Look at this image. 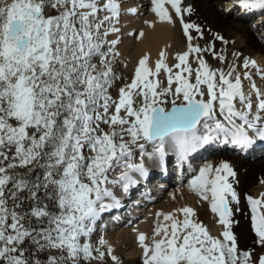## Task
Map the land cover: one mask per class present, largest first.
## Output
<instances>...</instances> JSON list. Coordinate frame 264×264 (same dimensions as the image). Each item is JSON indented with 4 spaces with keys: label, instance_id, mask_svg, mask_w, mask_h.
Segmentation results:
<instances>
[{
    "label": "snow or ice",
    "instance_id": "1",
    "mask_svg": "<svg viewBox=\"0 0 264 264\" xmlns=\"http://www.w3.org/2000/svg\"><path fill=\"white\" fill-rule=\"evenodd\" d=\"M238 3L264 10V0ZM120 10L118 0H0V264H91L106 255L117 261L103 237L99 245L106 251L90 237L101 214L119 206L113 188L128 192L138 176L147 177L146 160L163 164L169 148L185 160L218 140L241 148L264 141V92L248 71L256 61L243 59L249 92L241 74L233 75L234 64L227 71L211 69L204 55L226 63L215 41H228L217 33L206 46L194 43L205 39V30L186 20L193 8L183 0H151V11L170 24L179 19L187 50L174 67L183 65L188 75L176 72L173 89L165 53L154 71L144 55L113 98L119 41L108 37L120 31ZM191 54L199 64L195 82ZM161 70L169 74L168 87L151 79ZM169 95L170 109L163 106ZM235 175L221 162L200 167L189 181L219 214L220 236L190 219L191 207L179 209L183 221L158 212L170 223H157L151 237L138 234L142 264H264V252L239 249L232 230L231 204H239V195L229 178ZM246 200L254 243L264 249V193Z\"/></svg>",
    "mask_w": 264,
    "mask_h": 264
},
{
    "label": "bare ground",
    "instance_id": "2",
    "mask_svg": "<svg viewBox=\"0 0 264 264\" xmlns=\"http://www.w3.org/2000/svg\"><path fill=\"white\" fill-rule=\"evenodd\" d=\"M118 2L121 10L115 26L120 31L108 37L109 40L118 38L119 41L114 47V52L118 53L115 59L120 61L129 73L132 68L138 66L139 60L144 55H148L147 66L154 71L156 62L161 58L160 53L163 51L165 63L172 68L174 89L176 87L175 73L181 72L182 75H188L182 72L183 65L181 69L174 67L179 63L177 55L187 50V40L179 19L175 18L173 24L159 20L151 11V0H118ZM183 4L191 5L193 8L191 15L185 14L186 20L197 23L205 30V39H198L194 43L206 46L213 34L217 33L228 41L227 44L219 40L215 41L216 51L227 57L226 63L214 59L211 53L204 55L210 68L227 71L229 65L234 64L236 71L233 75L241 74L244 90L249 92L251 82L243 79L242 75L245 71L243 59L255 60L256 67L248 71L251 72L252 80L257 87L264 92V77L258 71V69L264 70V11L245 8L238 3V0H183ZM132 8L136 9L135 13L130 11ZM141 32L143 36L140 35ZM193 35H196L194 31ZM233 53L240 55L233 56ZM188 63L193 69L191 78L195 82V70L199 67L196 54L189 56ZM168 75L166 71L161 70L160 75L155 77L161 82V87H168ZM202 87L206 86L202 85ZM173 98L170 95V101ZM252 99L255 105V93ZM259 141L256 140L247 148H241L223 140L203 144L189 153L187 159L179 158L178 163L184 165L180 176L171 177L168 185L165 179H159V183L167 185V188H160L154 184L148 185V183L145 185V182L156 174L167 173L168 156L165 157L163 164L146 160V165L149 162L151 164L149 167L152 166L151 169L148 168L147 177L138 176V183L130 187L128 192L118 185L113 188L116 198L120 201L119 206L101 214L91 237H96V232L101 230L100 238L103 237L107 241L112 247V254L118 258L117 261L111 259L110 264H142V249L138 234L143 232L151 237L157 223H170L164 222L162 217H157L158 212L172 213L176 219L183 221L185 217L179 209L184 207H191L194 210V215L190 219L202 223L211 235H221L224 229L219 223V214L211 210L210 199H202L190 187L189 181L198 173L199 168L206 164L219 166L221 162H228L236 173L235 177H230L229 180L233 182L239 195V204L235 202L231 204L234 210L232 230L237 236L238 244L246 245L250 239L256 238L251 224V208L246 195L261 198V194L264 193V150L257 148ZM259 145L264 148V142ZM146 148L147 151H152V144H146ZM171 150L168 149L167 155ZM211 152L214 154L204 157ZM161 167L163 170H156ZM137 185L139 188L142 187V193L132 199L130 194ZM237 208L239 211H236ZM261 211H264V208ZM106 247L104 246L101 250L106 251ZM107 256L109 255H106L102 262H93L103 264Z\"/></svg>",
    "mask_w": 264,
    "mask_h": 264
},
{
    "label": "rangeland",
    "instance_id": "3",
    "mask_svg": "<svg viewBox=\"0 0 264 264\" xmlns=\"http://www.w3.org/2000/svg\"><path fill=\"white\" fill-rule=\"evenodd\" d=\"M236 11H237V8H236ZM47 14L54 15V14H56V12L53 9H48ZM113 69H114V73H115V78L113 79V82H112V85L110 88V94L113 96V98H118L119 89L121 87H123L125 84H127L128 81H131L134 78L136 66L134 68H132L131 72L128 73L126 71V69H124L123 64L120 61L114 59ZM151 79L155 80V77H152ZM192 82H194L193 79H192ZM158 90H160V89L158 88ZM167 99L169 100V103H167L166 105H163V106L170 109L171 108V105H169L170 104V95L167 97ZM177 102L179 103L180 101H177ZM261 142H264V141H259L258 145ZM258 145H257V148L259 150H264V148L262 146H260V145L258 146ZM213 154H214V152H211L210 154H207L204 157H207V156H210ZM244 156L246 157V154H244ZM247 211H249V208H247ZM100 234H101V230H98L96 232V237H91V242L93 243L94 246H100L99 245ZM256 240H257V237L255 239H250L249 242L244 246H241L238 244L239 249H241V250H253L256 254H260V253L264 252V249H261L258 244L254 243V241H256ZM100 247H101V249L104 248V246H100ZM110 263H111V258L109 256H107V258L105 259L103 264H110ZM84 264H88V262H84ZM91 264H100V263H94L92 261Z\"/></svg>",
    "mask_w": 264,
    "mask_h": 264
}]
</instances>
